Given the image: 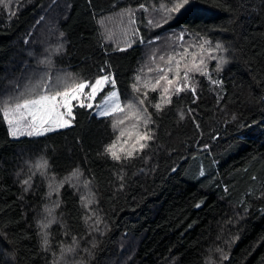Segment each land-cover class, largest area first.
<instances>
[{
	"label": "trees",
	"instance_id": "trees-1",
	"mask_svg": "<svg viewBox=\"0 0 264 264\" xmlns=\"http://www.w3.org/2000/svg\"><path fill=\"white\" fill-rule=\"evenodd\" d=\"M181 2L0 0V110L105 75L123 109L0 111V264H264V0Z\"/></svg>",
	"mask_w": 264,
	"mask_h": 264
},
{
	"label": "snow or ice",
	"instance_id": "snow-or-ice-1",
	"mask_svg": "<svg viewBox=\"0 0 264 264\" xmlns=\"http://www.w3.org/2000/svg\"><path fill=\"white\" fill-rule=\"evenodd\" d=\"M189 3V0H182L181 3L176 4V6L171 9L172 12H179L181 9L185 8V6ZM167 22V21H165ZM220 47V45H217ZM172 58L169 59V63H171ZM224 61H221L223 63ZM203 63V61H201ZM177 69H179L180 65L177 62L176 65ZM160 71H163L162 69ZM171 71V69H169ZM195 71L201 74L203 73V69L199 66L195 65L192 68L185 69L183 79L185 81L184 85L177 87L176 92L184 90H190L193 94L195 93V89L191 88L190 85L187 83L188 81V72ZM177 77H179L180 73L177 71ZM159 80L166 81L167 85H172L173 80L168 79L167 75H162ZM159 80L157 83H159ZM112 84L114 86L115 80L110 79L109 76L105 75L100 79H97L94 83L89 84V82H81L78 84H74L71 88L65 89L64 91H58L55 94H50L45 91L43 94L32 98V99H25L23 102H18L14 106H6L4 109L0 110L3 112V118L7 121L10 126V134L13 137H17L18 135H43L47 131L55 130L53 126H49L47 128L44 127L45 124L52 121L56 127H66L69 126L70 120L63 119L65 113L60 112V108H64L67 110L66 115L72 117V100H77L79 102L80 107H88L91 108L93 105L91 103L85 104L83 101L79 100L81 95L84 96L85 100L91 101L93 100L97 93L103 89L106 84ZM219 83V82H218ZM85 88H90L88 93H84ZM155 90V88L153 89ZM164 93L169 92L168 87H164ZM57 97L62 98V101H58ZM103 106L97 105V107H101V111L99 115L107 116L111 115L116 111H123L120 106V101L118 97V93L116 91H111L110 93L106 94L105 97L102 98ZM168 103H171V99L167 100ZM142 103V102H141ZM159 109V106H157ZM23 110V111H22ZM191 112V109L189 110ZM25 115L30 116L31 120L26 123L24 127H21V121L24 119ZM53 117L55 119L53 120ZM74 119V117H72ZM183 118V115L181 116ZM198 127V125H197ZM141 140L151 139L150 136L147 134L142 135L140 137ZM115 148V145L112 146ZM141 148L145 147L144 144L140 145ZM130 156L131 153H128ZM112 156L114 159L119 160L120 157L116 154V152H112ZM46 166V165H42ZM203 174V173H201ZM27 183V182H26ZM47 243V240H45ZM71 251V249H68ZM224 259H228L227 256H224Z\"/></svg>",
	"mask_w": 264,
	"mask_h": 264
},
{
	"label": "rangeland",
	"instance_id": "rangeland-1",
	"mask_svg": "<svg viewBox=\"0 0 264 264\" xmlns=\"http://www.w3.org/2000/svg\"><path fill=\"white\" fill-rule=\"evenodd\" d=\"M107 76H109L110 79H114V80H115V78H114L113 75H107ZM102 77H103V76H102ZM102 77H100V78H102ZM100 78H98V79H100ZM89 84H92V83L89 82ZM89 91H90V88H85V89H84V93H88ZM111 91H116V92L118 93V97H119V101H120V106H121L120 91H119L118 86L116 85V81H115L114 86H113L112 84H110V83H109V84H106V85L103 87V89L97 93L96 97H95L93 100H91V101L85 100L83 95H81V96L79 97V100H80V101H83L85 104L91 103V104L93 105V107H91V108L93 109V112H94L97 116L102 117V115H99V112L101 111V107L103 106L102 98L105 97L106 94L110 93ZM53 94H55V93H53ZM57 100H58V101H62V98L57 97ZM76 102H78V101H77V100H72V101H71V105H72V117H74V114H73V107H74V104H75ZM97 105H100L101 107H97ZM121 107H122V106H121ZM22 111H23V110H22ZM59 111L65 113L63 119L70 120V124H69V126H66V127H56L54 124H52V121L50 120L49 123H47V124L44 125V127L47 128V127H49V126L51 125V126L54 127L55 130H53V131H47V132H45L44 134H46V133H50V132H54V131H57V130H60V129H63V128L70 127V126L73 124V118H72V117H69V116L66 115V112H67L66 109H64V108H60ZM116 112H118V111H116ZM114 113H115V112H114ZM54 119H55V117H53V120H54ZM30 120H31V117L25 115L24 119L20 122V123H21V127H24V126L26 125V123H27L28 121H30ZM8 126H9V124H8ZM9 130H10V126H9ZM24 136H29V135H26V134H25V135H18L17 137H13V136H12V137H13V138H21V137H24ZM31 136H39V135H31Z\"/></svg>",
	"mask_w": 264,
	"mask_h": 264
}]
</instances>
